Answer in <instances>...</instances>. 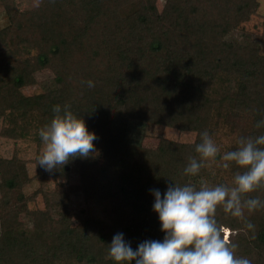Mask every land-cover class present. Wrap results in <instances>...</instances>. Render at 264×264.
I'll list each match as a JSON object with an SVG mask.
<instances>
[{
  "label": "trees",
  "instance_id": "obj_1",
  "mask_svg": "<svg viewBox=\"0 0 264 264\" xmlns=\"http://www.w3.org/2000/svg\"><path fill=\"white\" fill-rule=\"evenodd\" d=\"M35 1L20 8L17 0H0L8 17L0 28V137L14 143L0 156V264H117L109 255L116 233L134 249L164 236L150 189L231 185L244 171L235 162L222 167L220 154L241 137L264 134V125L256 126L264 120V53L228 35L245 28L260 1ZM42 69L52 71L51 85L26 93ZM57 104L84 120L98 148L94 159L48 172L37 164L38 132ZM132 122L193 131L195 138L161 137L147 147L134 140ZM205 130L219 154L197 175L185 174L191 158L201 159L195 145ZM25 140L36 144L31 159L17 149ZM72 169L78 185L70 183ZM33 181L38 186L27 193ZM75 194L85 207L73 205ZM249 196L264 200V183ZM90 201L107 204L102 217ZM245 212L247 218L233 217L218 205L215 219L237 245L236 256L264 264V208Z\"/></svg>",
  "mask_w": 264,
  "mask_h": 264
},
{
  "label": "clouds",
  "instance_id": "obj_2",
  "mask_svg": "<svg viewBox=\"0 0 264 264\" xmlns=\"http://www.w3.org/2000/svg\"><path fill=\"white\" fill-rule=\"evenodd\" d=\"M89 87L92 81H87ZM50 122L39 129L44 144L37 157V164L48 172L58 165L73 161L87 162L96 158L93 149L98 144L86 136L85 122L78 118L65 104L52 108ZM264 120L257 122V127ZM264 134L256 137H241L237 147L220 154L222 167L235 162L244 171L233 177L231 185H208L201 182L199 188L193 184L170 183L161 193L150 189L154 195L153 210L158 213L162 239H146L134 249L124 233H116L109 244V255L117 264H252L246 257L236 256L235 243L228 238V230L221 228L215 212L222 205L233 217H242L244 209L249 211L264 208V200L246 197L264 183ZM195 151L201 159L191 158L184 168L185 174L197 175L206 159H216L219 148L207 130L200 133V142ZM248 229L255 226L246 222Z\"/></svg>",
  "mask_w": 264,
  "mask_h": 264
},
{
  "label": "rangeland",
  "instance_id": "obj_3",
  "mask_svg": "<svg viewBox=\"0 0 264 264\" xmlns=\"http://www.w3.org/2000/svg\"><path fill=\"white\" fill-rule=\"evenodd\" d=\"M165 0H158L159 7L164 3ZM260 6L258 7L256 13L252 15L251 19L247 21L244 25V29H237L229 34L228 38L231 40H237L249 43L256 47H259L261 52L264 53V0H259ZM20 8H29L35 5V0H17ZM8 23V17L5 9L0 4V28L4 27ZM5 51H1V56H5ZM38 83L33 86H28L24 88L26 93H34L45 90L49 87L50 80L49 77L52 76V71L50 69H42L35 73ZM2 124V119L0 118V128ZM142 127V129H141ZM131 132L135 135L134 140H139L140 143L147 147H155L161 137H167L175 140H180L183 142L193 141L195 138V133L193 131H180L173 127L159 125V124H147L143 128V124L138 122H132L130 125ZM19 155L26 159H31L34 157L36 152V144L33 141H22L17 146ZM14 148V143L11 140L4 139L0 137V156L10 155ZM44 144L41 146V152L43 151ZM33 164H29L30 171L33 172ZM81 180L79 173L72 169L70 174V183L72 185H78ZM54 183H51L53 185ZM38 186L37 181H33L25 190L30 193L33 189ZM72 203L74 206L85 207L86 202L78 194L72 195ZM42 200L39 201V205L42 206ZM92 213L95 216L102 217L107 209V204L102 201H90L88 204ZM247 216V213H243V218ZM247 218V217H246ZM228 234V232H227Z\"/></svg>",
  "mask_w": 264,
  "mask_h": 264
}]
</instances>
